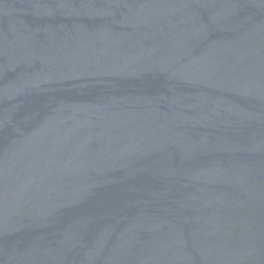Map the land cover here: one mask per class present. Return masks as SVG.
Masks as SVG:
<instances>
[{"label": "water", "instance_id": "1", "mask_svg": "<svg viewBox=\"0 0 264 264\" xmlns=\"http://www.w3.org/2000/svg\"><path fill=\"white\" fill-rule=\"evenodd\" d=\"M0 264H264V0H0Z\"/></svg>", "mask_w": 264, "mask_h": 264}]
</instances>
